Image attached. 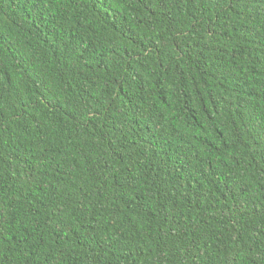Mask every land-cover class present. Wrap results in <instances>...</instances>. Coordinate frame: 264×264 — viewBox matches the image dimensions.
I'll use <instances>...</instances> for the list:
<instances>
[{"label": "trees", "instance_id": "obj_1", "mask_svg": "<svg viewBox=\"0 0 264 264\" xmlns=\"http://www.w3.org/2000/svg\"><path fill=\"white\" fill-rule=\"evenodd\" d=\"M0 264H264V0H0Z\"/></svg>", "mask_w": 264, "mask_h": 264}]
</instances>
